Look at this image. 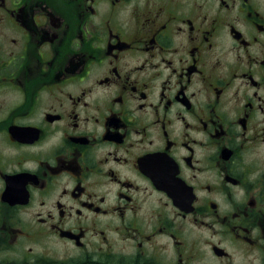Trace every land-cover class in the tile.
<instances>
[{
  "label": "flooded vegetation",
  "instance_id": "flooded-vegetation-1",
  "mask_svg": "<svg viewBox=\"0 0 264 264\" xmlns=\"http://www.w3.org/2000/svg\"><path fill=\"white\" fill-rule=\"evenodd\" d=\"M0 264H264V0H0Z\"/></svg>",
  "mask_w": 264,
  "mask_h": 264
}]
</instances>
